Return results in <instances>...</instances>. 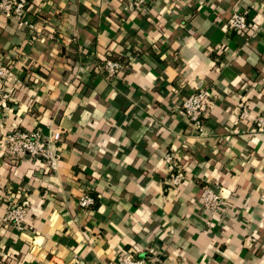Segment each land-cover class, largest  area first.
Returning <instances> with one entry per match:
<instances>
[{"label":"crops","instance_id":"obj_1","mask_svg":"<svg viewBox=\"0 0 264 264\" xmlns=\"http://www.w3.org/2000/svg\"><path fill=\"white\" fill-rule=\"evenodd\" d=\"M34 29L0 12V264H114L124 251L158 263L264 264V0H28ZM244 12L248 30L226 22ZM107 55L124 60L108 77ZM1 83V82H0ZM210 91L198 133L185 97ZM249 116L239 119L242 107ZM60 132L54 169L11 160L13 131ZM165 154L184 168L167 183ZM204 187L221 197L201 205ZM83 193L96 206L81 209ZM26 197L23 229L2 225Z\"/></svg>","mask_w":264,"mask_h":264},{"label":"built area","instance_id":"obj_2","mask_svg":"<svg viewBox=\"0 0 264 264\" xmlns=\"http://www.w3.org/2000/svg\"><path fill=\"white\" fill-rule=\"evenodd\" d=\"M149 0H131L135 10L147 12ZM27 2L26 0H0V12L5 18L13 19L18 28L33 30L34 25L27 18ZM227 29L236 32L244 33L248 30V22L244 12H234L226 22ZM99 69L108 77H113L122 71V66L113 60H104ZM10 80V69L8 66H0V105L5 107V103L10 99L8 92L3 91L6 84ZM210 91L201 89L191 93L180 103V110L188 119L191 126L198 133L203 130V122L207 118L211 102L209 100ZM248 108L242 107L239 114V119L245 120L248 118ZM253 125L256 130L264 131V115H258L253 119ZM60 139V132H53L48 136L41 135L36 131H24L14 129L2 139V152L4 156L11 160H23L28 157L33 160L41 159L43 163L50 169H54V158L52 151L55 144ZM164 162L166 163L169 173L167 183L171 187H178L184 179V168L180 160L172 155L165 154ZM96 203V198L90 193H83L78 200V206L81 209H91ZM201 205L205 210L210 212L218 211L221 205V197L212 189L204 187L201 193ZM30 210V204L26 197H22L18 201H10L7 204L6 212L1 220L2 225L13 226L16 230L21 231L25 222L27 213ZM146 257H138L135 253L124 250L120 252L114 264H147L149 262L158 263L157 252L155 250L148 251Z\"/></svg>","mask_w":264,"mask_h":264},{"label":"trees","instance_id":"obj_3","mask_svg":"<svg viewBox=\"0 0 264 264\" xmlns=\"http://www.w3.org/2000/svg\"><path fill=\"white\" fill-rule=\"evenodd\" d=\"M26 2L28 3V0H26ZM106 59H111L113 61H116L118 62L121 66H123V63H124V60L121 58V57H118V56H113V55H107V58ZM91 194V193H90ZM93 196V194H91ZM95 197V196H93ZM96 198V197H95ZM96 206V203L94 205V207ZM93 207V208H94Z\"/></svg>","mask_w":264,"mask_h":264}]
</instances>
